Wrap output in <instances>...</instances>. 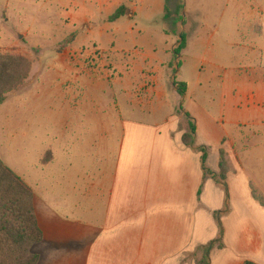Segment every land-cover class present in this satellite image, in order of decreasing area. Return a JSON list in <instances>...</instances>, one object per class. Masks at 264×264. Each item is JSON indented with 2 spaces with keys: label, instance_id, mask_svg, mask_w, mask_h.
Listing matches in <instances>:
<instances>
[{
  "label": "crops",
  "instance_id": "crops-1",
  "mask_svg": "<svg viewBox=\"0 0 264 264\" xmlns=\"http://www.w3.org/2000/svg\"><path fill=\"white\" fill-rule=\"evenodd\" d=\"M132 11L133 17L129 19L137 15L136 7ZM111 16L107 21L115 23L108 20ZM250 32L264 33V20L258 21ZM176 38L177 35L168 50L154 45L148 50L145 46L137 47L139 59L130 58L129 62L124 60L128 53L116 50L115 46L110 55L98 51L105 58L100 71L97 67L76 66L92 81L80 85L81 95L91 89H102L110 98L118 94L123 97L121 102L128 117L125 118L118 100L108 114L98 108L103 112L101 115L96 107L104 104L98 95L92 94L93 99L88 100L94 108L91 110L89 103L75 97V112L89 116L88 121H97L105 137L120 132L121 142L116 161L108 167L109 179L104 183L94 180L88 185L92 198L87 206L89 222L83 228L61 221L59 211L70 207L64 203L49 205L45 196L39 198L44 205L40 211L47 214L52 211L57 218L51 221L46 214L41 215L36 192L31 187L44 235L34 248L39 264H243L246 261L264 264V207L256 196L254 181L236 159L235 139L223 127L225 121L220 126L203 101L190 95V85L181 80L185 55L175 54L180 45ZM253 49L258 47L253 44ZM162 53H173L182 60L176 71L179 81L169 76L176 66L168 58H162ZM99 54L94 53V57ZM257 55L258 62L252 60L251 64L233 68L248 74L247 83L237 82V86L251 90V94L247 104H236L229 124L250 127L248 137L264 136L262 50ZM109 56L112 61L106 59ZM66 58L65 52L60 59L66 62ZM73 66L71 63L68 68L73 70ZM32 71L27 87L40 74L37 72L33 77ZM162 72L168 75L165 79L160 78ZM146 74H149L148 82L144 80ZM99 81H108L110 87H102ZM175 81L187 84L184 95L179 93ZM69 85L64 83L62 87ZM197 86H203L201 79ZM191 124L196 129L195 143L187 146L183 136ZM221 149L229 159L227 187L217 178ZM51 152L46 153L50 156L46 162L43 159L42 165L49 166L54 161ZM205 154L209 172L203 166ZM97 203H102L103 222L95 225L93 220L101 209Z\"/></svg>",
  "mask_w": 264,
  "mask_h": 264
},
{
  "label": "rangeland",
  "instance_id": "rangeland-1",
  "mask_svg": "<svg viewBox=\"0 0 264 264\" xmlns=\"http://www.w3.org/2000/svg\"><path fill=\"white\" fill-rule=\"evenodd\" d=\"M121 6L129 9L128 16L115 23L107 21ZM134 7L137 15L129 19ZM260 20H264V0H0V51L27 57L34 64L33 77L40 72L33 84L27 87L26 83L9 95L0 109L1 159L35 190L39 211L44 209L40 196L47 197L49 205L64 203L70 208L59 211L60 220L83 228L89 222L87 206L92 198L88 185L109 179L108 167L116 161L121 138L120 132L105 137L97 121L75 112V97L89 103L91 110L88 100L98 95L104 104H97L98 114V108L108 114L118 100L125 118L128 114L116 91L111 98L102 89L81 95L80 85L92 81L76 66L99 69L105 58L98 51L110 55L113 46L128 53L124 60L139 59L137 47L148 50L154 45L166 50L177 35V41L183 38L189 46L180 53L185 55L183 61L173 53L161 54L175 63L169 76L179 81L176 71L182 61L181 80L190 85V95L203 101L220 126L225 121L223 127L235 139L236 159L264 201V136L248 137L250 127L229 124L236 104H247L251 94L237 86V82L247 83L248 74L233 68L258 62V50L264 61V33L250 32ZM65 52L69 64L60 59ZM94 53L99 54L97 58ZM71 63L73 70L68 68ZM167 76L160 74L161 79ZM200 79L201 88L197 86ZM144 80L150 81L149 74ZM99 82L110 87L108 81ZM64 83L70 85L62 87ZM48 151L55 159L44 166ZM97 205L101 209L93 220L95 225L103 222L102 203ZM49 213L41 215L51 221L57 218Z\"/></svg>",
  "mask_w": 264,
  "mask_h": 264
},
{
  "label": "trees",
  "instance_id": "trees-1",
  "mask_svg": "<svg viewBox=\"0 0 264 264\" xmlns=\"http://www.w3.org/2000/svg\"><path fill=\"white\" fill-rule=\"evenodd\" d=\"M126 10V7L121 6L109 20L115 22L124 17ZM185 47L186 41L182 38L175 54L180 55ZM32 67V62L24 55L0 51V109L9 95L26 85ZM175 85L181 95L186 93V83L175 81ZM195 132V126L191 124L189 132L183 136L185 145L192 146L195 143ZM205 164L206 154L203 155V166L205 172H209ZM219 168L217 178L227 187L230 168L227 153L223 149L220 150ZM259 200L264 207L263 199ZM43 239L34 190L0 156V264H39L40 258L34 248ZM206 252H210V247L206 248ZM243 264L256 263L246 261Z\"/></svg>",
  "mask_w": 264,
  "mask_h": 264
}]
</instances>
